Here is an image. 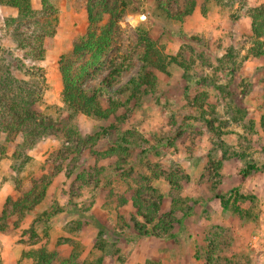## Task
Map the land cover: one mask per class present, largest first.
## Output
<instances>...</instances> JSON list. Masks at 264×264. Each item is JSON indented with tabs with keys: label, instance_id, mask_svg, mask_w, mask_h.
<instances>
[{
	"label": "rangeland",
	"instance_id": "obj_1",
	"mask_svg": "<svg viewBox=\"0 0 264 264\" xmlns=\"http://www.w3.org/2000/svg\"><path fill=\"white\" fill-rule=\"evenodd\" d=\"M49 1L33 62L0 5V77L30 90L1 117L0 264H264V0ZM106 32L97 117L63 103L61 70Z\"/></svg>",
	"mask_w": 264,
	"mask_h": 264
},
{
	"label": "trees",
	"instance_id": "obj_2",
	"mask_svg": "<svg viewBox=\"0 0 264 264\" xmlns=\"http://www.w3.org/2000/svg\"><path fill=\"white\" fill-rule=\"evenodd\" d=\"M0 5H6L14 7L17 10L16 17L10 19L8 23L10 26L15 28V34L17 36L18 32L25 33L29 35L30 39L26 38V42L19 37L18 41L15 43V48L23 50V58L26 61L33 62L36 59L41 58L42 52L44 51L43 42L45 39L52 37L54 34L57 18H56V8L49 0H40V8L35 11L32 8V0H0ZM53 13V14H52ZM34 26V27H33ZM260 27H254L252 38H254V43L250 47V52L252 56H263L264 57V36L261 34ZM14 34V36H15ZM264 35V34H263ZM24 42V43H23ZM108 44V34L101 33L95 41H87V47L94 48V52L90 55V58L86 63L77 71L71 72L69 68H62V101L69 109L78 110L80 109L87 115H93L97 117L105 116V111L102 110L97 96H102L108 90L111 81L108 77H104L101 80V84L87 89L84 87V81L86 80L87 67L89 69L95 68L100 54L104 47ZM79 47V46H78ZM82 49L81 47H79ZM11 73V70L7 69L0 77V125L12 128V119L10 121L3 120L2 112L4 111V106L7 102V110L11 114L15 115L17 113V107L23 106L27 103V99L17 100L19 95L18 91H22V94H30V90L25 89L24 86L29 83V81L16 79ZM13 90H16L13 92ZM33 103V99L31 100ZM25 103V104H23ZM12 109L14 112H12ZM27 108L22 110L25 111ZM31 118V116H29ZM5 122H7L5 124ZM5 124V125H4ZM9 124V125H8ZM255 170L254 165L246 166L239 173V182H243L245 178Z\"/></svg>",
	"mask_w": 264,
	"mask_h": 264
}]
</instances>
